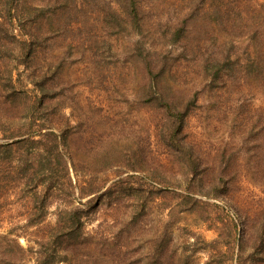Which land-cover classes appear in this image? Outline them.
<instances>
[{
  "label": "rangeland",
  "instance_id": "obj_1",
  "mask_svg": "<svg viewBox=\"0 0 264 264\" xmlns=\"http://www.w3.org/2000/svg\"><path fill=\"white\" fill-rule=\"evenodd\" d=\"M0 119L69 166L0 151V264H264V0H0Z\"/></svg>",
  "mask_w": 264,
  "mask_h": 264
},
{
  "label": "trees",
  "instance_id": "obj_2",
  "mask_svg": "<svg viewBox=\"0 0 264 264\" xmlns=\"http://www.w3.org/2000/svg\"><path fill=\"white\" fill-rule=\"evenodd\" d=\"M11 99L9 100V111L12 112V115H16L18 113H20L21 107L23 105H25L23 102H21L20 99V95L19 93H17L16 91H14L13 93L10 94ZM7 108V106H6ZM15 112V113H14ZM1 120V119H0ZM16 129V128H15ZM12 131V134H10L9 136L5 135V139H12V138H16L17 132L16 130ZM42 129H44L42 127ZM42 129L40 128V130L38 131V133L34 130V131H29L28 134H26L27 137L23 138V139H18V140H13L12 142H7V143H0V151L2 149H9L12 150L14 147H19L20 145H26L28 149L32 150V158L31 159H37V158H42V148L44 146L45 143L49 142H53V144L55 145L56 149L58 150V158L61 159L63 161V163H60L59 169L62 171L63 173V177L65 178V180L67 179V177L69 176V166L67 165L66 161H65V157H64V150L60 147V141H59V136L56 133L55 130L53 131H49V132H42ZM3 129H0V132H2ZM10 167V166H9ZM5 173L1 174L3 175V177H1L0 175V181H3L4 179H8V180H13V178H15L14 174L15 172L17 173V168L12 166L11 168H7L5 171ZM42 175H44L45 172H43L42 170ZM32 176H36L37 179L34 180L36 181L35 185L33 186L35 195L41 196L42 200H45L46 198L49 197L50 191H56V190H60V187H62L64 184L66 185V187H71L72 183L70 178H68V181H64V184H60L59 181H55L51 186H49L47 184V181L44 178H40L38 176V172L37 170H35L33 173L29 174V180L31 179ZM7 177V178H6ZM13 177V178H10ZM51 183V182H50ZM1 185V184H0ZM5 187H7V185H5ZM41 200V203L43 204V207L40 208L39 212L33 214L32 216V222L36 223V224H41L45 217L47 216V210H46V205L45 202ZM64 209L62 210V212L59 214V218L62 215ZM65 211L67 212L68 210L65 209ZM78 213V212H77ZM74 221H76L77 223H79V228L78 230L77 227L75 228H71L70 226H68L69 230H67V226L62 223V221L59 219L58 223L56 224L55 227L50 228V234L44 238L41 239V241H43L44 243L47 242V244H49L50 246H53L54 249V254L57 253L58 250V245L56 240L59 238L58 234L62 235V237L64 238H71L73 237V235L77 234L79 235V233H81V217L80 215H77L74 217ZM70 222H67V224ZM74 223V222H73ZM75 224V223H74ZM22 235V234H20ZM19 235V237H20ZM44 243L42 244V246L44 245ZM35 264H54V261L50 260L49 258H40L37 262H35Z\"/></svg>",
  "mask_w": 264,
  "mask_h": 264
}]
</instances>
